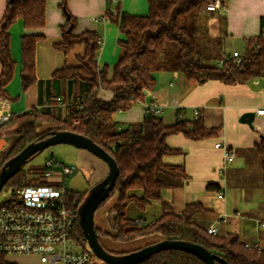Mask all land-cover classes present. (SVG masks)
I'll return each instance as SVG.
<instances>
[{"label": "trees", "instance_id": "1", "mask_svg": "<svg viewBox=\"0 0 264 264\" xmlns=\"http://www.w3.org/2000/svg\"><path fill=\"white\" fill-rule=\"evenodd\" d=\"M65 1L61 0L60 8L66 23L62 27L61 41L53 44V48L67 54L75 45L82 44L84 55L79 66H65L45 81L49 86L45 97L47 106L44 107V97L40 96L39 102L43 107L39 111L31 108L21 115H11L7 122L0 125V139L6 141L0 149V169L27 144L45 139L53 131L74 132L91 139L108 153L119 171L109 197L98 207L115 197L106 217L108 227L115 234L101 232L94 226L100 243L99 237L103 235H108L113 241L127 242L156 234L161 240H182L201 245L227 264H264V253L246 248L237 236L211 235L199 227L194 222V215L201 210L198 204L187 205L180 215L164 212L157 221L147 225L126 218L125 209L129 202L133 201L137 207L144 209L151 200L160 199L162 189L181 187L187 180L183 166L163 163L165 156L178 152L170 149L165 140L167 136L178 133L192 140L211 137L215 131L203 126L200 115L190 123L178 121L166 126L161 117L147 112L140 123L131 124L123 130L113 120L114 113L130 110L146 92L154 88V74L158 71H174L198 83L217 80L226 85L245 84L253 78H264V39L257 36L247 40L238 63L230 57L219 65L218 60L223 54L222 42L209 37L206 28L198 23L202 15L212 13L206 11V6L213 0H148L146 16L129 15L118 9L114 13L106 11L107 19L123 36L117 42L119 55L110 71L108 66L100 69L96 65L99 48L96 36L91 32L73 34L75 22L66 9ZM45 3L46 0H6L0 19V99L8 96L4 88L12 80L15 65L10 55L8 29L18 19L22 20L25 29L42 27ZM40 39L42 36L39 35L21 37L22 91L34 83L41 88L44 83L37 80L34 70L35 49ZM80 88H83V94L79 96ZM71 89L77 91L70 94ZM103 91L111 93L110 100L98 96ZM57 98H60L61 104H64V98L72 99L63 120L54 110ZM77 100H80L79 105H76ZM42 123L54 126L38 132L37 125ZM255 150L264 170V139ZM26 176L27 172L22 168L6 182L5 187L10 190L22 186ZM129 190H141L143 197L128 196ZM85 194H70L76 211ZM162 206L165 207V203L162 202ZM72 237L84 249L88 247L78 218ZM0 264L10 263L0 255ZM98 264L104 263L100 261ZM139 264L204 263L183 251L164 250Z\"/></svg>", "mask_w": 264, "mask_h": 264}, {"label": "crops", "instance_id": "2", "mask_svg": "<svg viewBox=\"0 0 264 264\" xmlns=\"http://www.w3.org/2000/svg\"><path fill=\"white\" fill-rule=\"evenodd\" d=\"M61 0H46L44 25L40 28L25 29L22 20H16L8 29L10 55L15 63L12 80L4 90V101L10 115H21L31 108L42 107L39 99L48 94V84L52 74L65 66H79L84 55V46L75 45L67 54L56 51L53 44L61 41L62 27L66 23ZM66 9L74 19L73 34L93 33L100 41L96 54L98 68L108 66L110 71L118 55V40L122 34L110 22L105 13L116 11L135 16L148 14V0H66ZM6 8V0H0V19ZM107 9V10H106ZM104 17V19H100ZM264 19V0H225L223 8L208 16L202 15L198 23L203 25L208 36L220 39L222 52L242 53L245 43L257 37ZM23 35L42 36L35 49V76L44 83H37L25 91L21 89L22 70L21 37ZM242 44V51L236 44ZM155 86L128 111L116 112L113 120L123 130L143 119V103L155 104L161 108L162 122L171 126L178 121L192 122L202 117L203 126L215 133L208 138L192 140L181 133L166 137V145L178 151L163 158L166 165L183 166L187 180L181 187L162 189L159 200H151L144 209L131 201L125 209L126 218L147 225L157 221L164 212L180 215L189 204H198L201 210L194 215V222L201 228L213 226L216 236L233 234L242 244L257 245L264 253V170L255 147L264 139V122L255 111L264 108V78H253L245 84L226 85L217 80L198 83L188 80L177 72L158 71L154 74ZM77 90L71 89V93ZM83 94L80 88L77 95ZM103 100H110L107 91L98 94ZM71 98H64V104L56 103V115L63 120ZM197 112V114H195ZM254 113L250 128L240 118ZM234 151L233 161L224 165V151ZM106 165V164H105ZM107 166L101 176H106ZM218 193L223 195L217 198ZM128 196L140 199L141 190H129ZM115 197L101 207L97 229L114 235L108 227L106 217ZM165 203V207L162 206ZM103 247L114 254L133 252L161 240L159 235H148L127 242L113 241L108 235L99 237ZM103 240V241H102Z\"/></svg>", "mask_w": 264, "mask_h": 264}, {"label": "built area", "instance_id": "3", "mask_svg": "<svg viewBox=\"0 0 264 264\" xmlns=\"http://www.w3.org/2000/svg\"><path fill=\"white\" fill-rule=\"evenodd\" d=\"M222 8L221 0H213L206 6V11L216 12ZM258 37L264 39V24ZM99 43L97 40L98 45ZM230 57L238 63L240 54L235 51L223 53L218 64ZM80 100L76 101V105L80 104ZM57 103L61 104L60 98H57ZM142 108L144 114H161V108L155 104L143 103ZM255 115L264 122V108L256 110ZM10 116L6 103L0 100V125L7 122ZM215 147L222 148L219 144ZM222 149L224 165L219 173H223L224 166L234 159L232 149ZM74 170L73 166L50 159L45 162L43 173L27 177L22 186L10 189L9 195L0 204V255H32L38 257L42 263L53 264L95 263L89 247L84 249L72 237L77 211L74 209V202L70 201L71 192L65 188L63 179L72 175ZM217 198L222 199L223 195L218 193ZM259 226H264V222L259 223ZM206 232L216 234L213 226L207 227ZM244 246L260 251L257 245Z\"/></svg>", "mask_w": 264, "mask_h": 264}, {"label": "water", "instance_id": "4", "mask_svg": "<svg viewBox=\"0 0 264 264\" xmlns=\"http://www.w3.org/2000/svg\"><path fill=\"white\" fill-rule=\"evenodd\" d=\"M254 116L252 112L244 114L240 118V121L246 123L251 128ZM58 144L70 145L77 149L88 151L107 166L108 172L106 176L89 188L77 208L78 223L87 241V246L92 254L102 263L139 264L161 251L179 250L194 255L204 264H216V262L227 264L222 258L211 253L201 245L182 240H160L136 251L124 254H114L106 251L99 242L94 230V213L99 205L109 197L119 171L114 159L108 153L91 139L71 131H53L47 138L27 144L20 152L6 161L0 169V191L6 182L21 170L30 159L46 148ZM5 145L6 141L1 138L0 149Z\"/></svg>", "mask_w": 264, "mask_h": 264}, {"label": "rangeland", "instance_id": "5", "mask_svg": "<svg viewBox=\"0 0 264 264\" xmlns=\"http://www.w3.org/2000/svg\"><path fill=\"white\" fill-rule=\"evenodd\" d=\"M236 48L242 51V44H236ZM53 126L54 125L50 123H42L37 125V130L38 132H44ZM50 159H53L60 164L70 165L75 168L72 175L63 179L65 188L71 193L84 194L89 190L90 187L105 177L101 176L104 168H106V165L103 161L88 151L77 149L73 146L65 144L50 146L30 159L23 166V170L26 171L28 175L26 177H32L33 175L43 173L44 164ZM9 192L10 190L5 186L1 189L0 204L9 195ZM110 201L111 199L108 200L107 203ZM100 212L101 208H97L94 213V226L96 228L99 224ZM5 259L10 264H53L42 263L38 257L32 255H8L5 257ZM93 260L97 264L100 263V260L94 255Z\"/></svg>", "mask_w": 264, "mask_h": 264}]
</instances>
